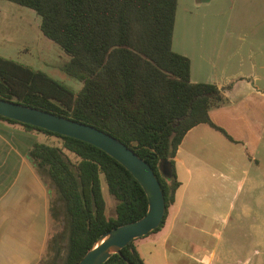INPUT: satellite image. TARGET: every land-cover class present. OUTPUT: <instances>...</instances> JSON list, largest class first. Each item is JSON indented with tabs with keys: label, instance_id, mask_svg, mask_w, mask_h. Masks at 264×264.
<instances>
[{
	"label": "trees",
	"instance_id": "1",
	"mask_svg": "<svg viewBox=\"0 0 264 264\" xmlns=\"http://www.w3.org/2000/svg\"><path fill=\"white\" fill-rule=\"evenodd\" d=\"M10 1L35 10L42 33L68 55L62 69L82 86L75 91L40 69L0 56V97L91 124L131 147L160 180L166 211L150 233L159 231L180 185L175 156L187 131L207 123L232 139L209 113L224 103L220 89L192 81L190 57L173 49L178 0ZM0 119L61 143L35 141L29 151L55 191L51 217L64 223L48 243L57 252L53 264L64 238L66 253L59 264H76L101 234L146 213L140 182L101 148L3 115ZM163 159L170 162L169 177L160 171ZM103 180L117 200L114 215L106 213ZM134 241L103 264H147Z\"/></svg>",
	"mask_w": 264,
	"mask_h": 264
},
{
	"label": "crops",
	"instance_id": "2",
	"mask_svg": "<svg viewBox=\"0 0 264 264\" xmlns=\"http://www.w3.org/2000/svg\"><path fill=\"white\" fill-rule=\"evenodd\" d=\"M255 21L254 30L219 31L218 45L212 49L201 43L199 59L184 53L191 59L192 81L215 83L220 89L224 103L209 113L232 139L207 123L187 131L175 156L180 185L165 224L134 241L143 257V249L152 254L162 242L164 264H178L179 258L216 264L221 234L204 227L218 217L205 213L197 203L209 205L207 198L222 197L234 185L240 192L246 182L247 191L254 197L258 192L264 200V39L259 40L264 38L259 30L264 9ZM40 135L0 119V264H38L48 248L50 191L29 157ZM189 229L199 230L204 237L194 240ZM208 236L216 239L212 249L207 248ZM190 244L195 245L191 251Z\"/></svg>",
	"mask_w": 264,
	"mask_h": 264
},
{
	"label": "rangeland",
	"instance_id": "3",
	"mask_svg": "<svg viewBox=\"0 0 264 264\" xmlns=\"http://www.w3.org/2000/svg\"><path fill=\"white\" fill-rule=\"evenodd\" d=\"M263 0H178L176 20L173 34V49L180 53H188L200 58V45L209 49L218 45L219 31L234 29L241 31L254 30L255 18L263 12ZM40 17L35 10L10 0H0V56L16 62L40 69L51 77L62 81L77 91L82 82L65 73L63 64L68 55L53 40L46 37L40 29ZM260 31H264V25ZM259 39V38H258ZM258 39H256L258 41ZM260 38V42H262ZM251 38H248L244 45L247 47ZM39 141L60 145L55 136L40 132ZM73 159L75 157L71 155ZM252 168L250 173H252ZM46 181L51 201H55V191L47 177ZM103 192L107 203V215L115 214L117 200L112 196L103 180ZM247 191V182L244 189L237 192V186L222 197H209V205L203 202L197 203L207 214L217 216L213 224H206L204 229L212 232L220 231V238L217 241L215 259L216 264H235V259L240 258L246 264H264V203L261 202L260 194L252 196ZM264 201V200H262ZM196 205V203H195ZM52 216L50 212V217ZM50 238L56 233L64 230L63 221H56L51 217ZM188 233L193 239H200L202 234L199 230L189 229ZM204 237V234H203ZM212 249L216 239L208 236ZM61 249L57 263H61L66 253V242H60ZM215 245V244H214ZM163 243L157 244V251L152 254L143 249L144 258L147 264H164L162 254ZM191 251L194 244L187 245ZM191 246V248H190ZM48 248L41 254L38 264H53L56 251ZM178 264H193L187 258H179Z\"/></svg>",
	"mask_w": 264,
	"mask_h": 264
},
{
	"label": "water",
	"instance_id": "4",
	"mask_svg": "<svg viewBox=\"0 0 264 264\" xmlns=\"http://www.w3.org/2000/svg\"><path fill=\"white\" fill-rule=\"evenodd\" d=\"M0 115L101 148L123 164L145 190L148 199L146 213L137 220L121 224L101 234L76 264H103L113 254H122V248L129 242L149 234L160 225L166 211L160 180L151 165L120 139L91 124L2 97ZM159 168L162 175H171L168 159H163Z\"/></svg>",
	"mask_w": 264,
	"mask_h": 264
}]
</instances>
